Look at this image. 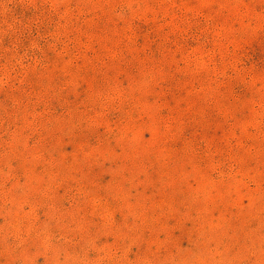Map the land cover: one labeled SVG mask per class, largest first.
Here are the masks:
<instances>
[{
	"label": "rangeland",
	"instance_id": "1",
	"mask_svg": "<svg viewBox=\"0 0 264 264\" xmlns=\"http://www.w3.org/2000/svg\"><path fill=\"white\" fill-rule=\"evenodd\" d=\"M0 264H264V0H0Z\"/></svg>",
	"mask_w": 264,
	"mask_h": 264
}]
</instances>
